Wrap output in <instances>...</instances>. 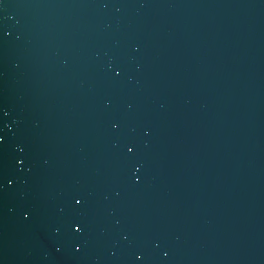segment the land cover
I'll use <instances>...</instances> for the list:
<instances>
[{
    "label": "water",
    "instance_id": "water-1",
    "mask_svg": "<svg viewBox=\"0 0 264 264\" xmlns=\"http://www.w3.org/2000/svg\"><path fill=\"white\" fill-rule=\"evenodd\" d=\"M0 177V264H264V0H2Z\"/></svg>",
    "mask_w": 264,
    "mask_h": 264
},
{
    "label": "snow or ice",
    "instance_id": "snow-or-ice-1",
    "mask_svg": "<svg viewBox=\"0 0 264 264\" xmlns=\"http://www.w3.org/2000/svg\"><path fill=\"white\" fill-rule=\"evenodd\" d=\"M0 3H2V0H0ZM114 71H115L116 76L120 75V71H118V70H114ZM113 127L115 128L116 125L114 124ZM125 149H126L127 155L131 158L133 156V153H134V145L131 147L126 145ZM18 163H20L22 165L23 161H18ZM132 168L135 170L134 175H136L137 181H139V178H140L139 177V171H140L139 162L134 161L132 163ZM0 180H2V177H0ZM8 183L11 184L12 181L9 180ZM2 186H3V184L0 183V187H2ZM71 200L74 202V206H76V207L83 206V204L85 203L84 197L80 193L71 194ZM29 215H30V213L27 210H25L24 211V217L27 219L29 217ZM69 228L76 233H82L84 231V222L82 220H79V219H73L69 223ZM76 247H77V250H79V243H77ZM136 259L139 260L140 257L137 256Z\"/></svg>",
    "mask_w": 264,
    "mask_h": 264
}]
</instances>
